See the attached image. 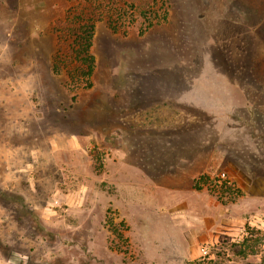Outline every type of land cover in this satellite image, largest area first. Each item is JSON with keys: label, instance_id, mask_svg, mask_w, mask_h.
<instances>
[{"label": "rangeland", "instance_id": "obj_1", "mask_svg": "<svg viewBox=\"0 0 264 264\" xmlns=\"http://www.w3.org/2000/svg\"><path fill=\"white\" fill-rule=\"evenodd\" d=\"M78 1L0 0V264H264V0H127L91 87Z\"/></svg>", "mask_w": 264, "mask_h": 264}, {"label": "trees", "instance_id": "obj_2", "mask_svg": "<svg viewBox=\"0 0 264 264\" xmlns=\"http://www.w3.org/2000/svg\"><path fill=\"white\" fill-rule=\"evenodd\" d=\"M129 8H133V4H129L127 0H79L75 9L67 10L59 27L66 44L61 45L60 59H55V71L66 69L76 85L91 87L96 68V57L92 50L96 21L109 17L116 28V20L124 18ZM144 16H147V12ZM250 239L245 236L242 241L229 243L228 250L234 255L246 258L256 252L255 246L249 243Z\"/></svg>", "mask_w": 264, "mask_h": 264}, {"label": "crops", "instance_id": "obj_3", "mask_svg": "<svg viewBox=\"0 0 264 264\" xmlns=\"http://www.w3.org/2000/svg\"><path fill=\"white\" fill-rule=\"evenodd\" d=\"M214 237H210V236H205V237H203L202 239H195L194 237L193 238H191V241H190V243H192V244H197L199 241H197V240H200V241H207V240H212ZM190 251V250H189ZM183 252H185L184 250H183Z\"/></svg>", "mask_w": 264, "mask_h": 264}, {"label": "bare ground", "instance_id": "obj_4", "mask_svg": "<svg viewBox=\"0 0 264 264\" xmlns=\"http://www.w3.org/2000/svg\"><path fill=\"white\" fill-rule=\"evenodd\" d=\"M219 29V28H218ZM220 30V29H219Z\"/></svg>", "mask_w": 264, "mask_h": 264}]
</instances>
